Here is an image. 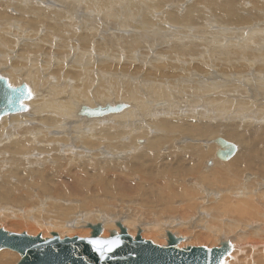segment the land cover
<instances>
[{"label": "bare ground", "instance_id": "1", "mask_svg": "<svg viewBox=\"0 0 264 264\" xmlns=\"http://www.w3.org/2000/svg\"><path fill=\"white\" fill-rule=\"evenodd\" d=\"M182 1L191 2L184 18ZM145 3L124 13L121 0H0V77L29 95L22 111L0 120V221L26 225L29 236L50 226L44 239L90 238L99 225L102 238L121 226L159 246L169 233L179 248L224 240L232 252L223 264H264V0ZM159 23L167 40L153 30ZM192 51H201L199 67ZM183 76L219 90L201 93V105L188 104V92L177 102ZM230 95L243 100L228 107ZM119 104L118 114L78 115ZM220 135L238 148L228 162L207 153L220 149ZM55 155L107 162L90 163L92 174H72L76 187L61 190L44 167L32 169ZM32 185L56 190L41 196ZM243 244L251 248L238 262ZM18 260L0 251V264Z\"/></svg>", "mask_w": 264, "mask_h": 264}, {"label": "water", "instance_id": "2", "mask_svg": "<svg viewBox=\"0 0 264 264\" xmlns=\"http://www.w3.org/2000/svg\"><path fill=\"white\" fill-rule=\"evenodd\" d=\"M29 98L24 86L14 88L7 80L0 77V120L6 115L17 114L24 109L23 102ZM125 105L97 106L93 109L83 107L80 117L101 118L112 113H120ZM219 150L216 157L220 161H229L237 153V146L222 138L216 139ZM90 238L66 237L61 239L53 234L51 239L42 235L29 236L27 233L16 234L0 229V251L7 249L17 252L21 260L17 264H223L232 252L230 242L224 241L220 247L179 248L180 240L168 234L167 246H159L144 240L140 233L133 238L125 228L121 233L109 238H102L101 226H91ZM91 241H115L105 244L100 251Z\"/></svg>", "mask_w": 264, "mask_h": 264}, {"label": "rangeland", "instance_id": "3", "mask_svg": "<svg viewBox=\"0 0 264 264\" xmlns=\"http://www.w3.org/2000/svg\"><path fill=\"white\" fill-rule=\"evenodd\" d=\"M134 1V2H133ZM183 2V1H182ZM181 2V3H182ZM121 3H122V5H124V7L122 8V6L120 7V9H121V11H123L124 13H126V12H132L133 10H137V9H142L143 7H145V5L147 4V3H145V4H141V0H128V2H127V0H121ZM127 3V4H126ZM180 3V2H179ZM180 3V10L179 11H181V16H183V18L187 15V13L185 12L186 11V9H187V7L190 5V3L191 2H189V3H182L181 4ZM132 4H134L133 6H132ZM171 6H175V4L173 3V2H171ZM176 5H177V3H176ZM125 7H127V8H125ZM128 7H129V9H128ZM124 9H125V11H124ZM127 9V10H126ZM172 10V9H171ZM141 20V16L140 15H138L137 16V19H136V23H139V21ZM182 21H183V19H182ZM119 22H121V20L119 21ZM167 23V25H169V23L168 22H166ZM263 27H264V24H263ZM154 31H155V33L157 34V36L158 37H160V41H162L163 39H168L171 35L169 34V29L168 28H166V30L165 29H161V23H159V24H156L155 25V27H154V29H153ZM79 31V30H78ZM208 31L209 32H216L217 31V28L215 27V26H212V27H210V28H208ZM179 30H178V34H179ZM123 35H126V36H128V35H131V34H133V32H131V31H129L128 32V34H126V33H122ZM192 40L194 41V40H196V37H194V38H192ZM200 50H201V48H200ZM193 52V51H192ZM194 54H195V56H196V60H195V62H194V66H196V67H199V62L201 61V51H197V52H193ZM218 77L217 76H212V77H210V79H212V80H215V79H217ZM207 79V78H206ZM206 79H203V80H201V76H198V77H196V76H191V77H185V76H183L181 79H180V81H181V84L182 85H184L183 87H184V91L181 93V95H184V97L183 98H181V97H179L178 96V94H175V97L177 98V102H179V101H182V100H184V101H187V100H189V98H188V95H186V93L188 92L189 93V95H193L191 98H190V100L191 101H189V103L188 104H193V105H195L194 104V102H192V101H195V103H196V105H201V101H205L206 99H204V96L206 95V94H201V93H204V92H207V91H212V90H215V91H218L219 89H217L216 87H209L208 86V84H210L211 83V81H207ZM199 80H201L202 82H204L205 83V86L203 87V88H199L198 86H197V82L199 81ZM223 80H226V78H223ZM239 85V84H238ZM248 87H254L253 86V84L252 83H250V84H248L247 85ZM240 87H242V88H244V90L247 92V93H249L250 91H249V88L248 87H243V86H240ZM228 87H225V88H221V89H227ZM195 95H201V99H198L197 97H194ZM208 95H211V94H208ZM112 96H115V94L114 93H112ZM229 97H231V98H229V100L228 101H225L224 103H227L228 105V107L229 106H232V103H230V102H238L239 100H243V97L241 96V95H239V97L238 96H236L235 97V95H233V96H229ZM233 97V98H232ZM238 97V98H237ZM197 100V101H196ZM176 102V103H177ZM120 103H123V102H120ZM223 103V104H224ZM153 104H154V102H153ZM163 109V108H162ZM164 109H166V108H164ZM80 117V116H79ZM164 118H166V117H170V116H163ZM201 119L199 118V119H197V120H192L191 122H199ZM183 124H181V125H179V124H176L175 126H182ZM210 126L209 127H211V126H213L214 124L213 123H211V124H209ZM250 130H251V128H250ZM191 133L190 134H188L187 136H193V133H192V131H190ZM193 132H195V135L194 136H197V137H200V134H201V132H200V130L199 131H193ZM251 136H252V134H251ZM223 137V139H227V138H225V136H219L218 138H222ZM10 141H7V143H9ZM214 142V141H213ZM215 143V142H214ZM254 144H261L260 142H259V140H258V138L256 137L255 138V141H254ZM215 145L218 147V145L215 143ZM211 146L209 145V149H208V151H207V153L209 154V155H212L213 157H214V159H215V157H216V152L217 151H215V153L214 152H212L211 151ZM218 149H219V147H218ZM218 149H216V150H218ZM213 153H214V155H213ZM262 153L264 154V151H262ZM55 163H52V162H50V161H47L46 162V164H45V162H43L42 163V168H41V164L39 165V164H35V165H28L27 164V166H28V169H31L32 167V169H34L35 167L34 166H36V169H34V170H36V172L37 171H39V172H43L44 170H43V167H44V169H45V174H47L48 175V177H49V179H48V182H50L51 184H54L55 183V185L57 186V188L56 189H61V190H63V189H67V190H73L74 188L73 187H76V185L75 184H73L74 183V176H72V174L73 175H75V177H77V176H83V175H85V174H92L93 172H92V169L90 168L91 167V164L92 165H94V164H100V163H102V162H107L106 160H96V159H88V158H82V159H79V161L77 162V164H76V162H71V161H69L68 159H66L65 157V159H63V156L62 155H55ZM59 158V162H57V160H58V158ZM212 157V158H213ZM90 158V157H89ZM100 158V157H99ZM84 159V160H83ZM87 159V160H86ZM211 158H208V160H210ZM64 161V162H61V161ZM86 160V161H85ZM94 160H95V162H94ZM212 160V159H211ZM68 161V162H67ZM82 161H84V162H82ZM96 161H99V162H96ZM81 162V163H80ZM108 162H110L111 163V161L110 160H108ZM113 162V161H112ZM228 162V161H227ZM56 163H57V165H56ZM91 163V164H90ZM48 164V165H47ZM63 164H65V165H63ZM81 165V167L80 166H78V165ZM82 164H84L85 166H83ZM44 165V166H43ZM66 165H67V168H65L66 167ZM75 165H76V167H75ZM32 166V167H31ZM47 166V167H46ZM79 168H78V167ZM82 166H83V169H82ZM46 167V168H45ZM56 167V168H55ZM62 167H63V169H62ZM87 169H86V168ZM58 168V169H57ZM42 169V170H41ZM57 169V170H56ZM60 169V170H59ZM76 169V170H75ZM77 169H79V170H77ZM41 170V171H40ZM49 171V172H46V171ZM54 170V171H53ZM65 170V171H64ZM80 170H81V174H79L80 173ZM68 171H69V175H68ZM51 172V173H50ZM65 172V173H64ZM74 172V173H73ZM87 172H89V173H87ZM49 173V174H48ZM62 174V175H61ZM76 174H78V175H76ZM51 176H53V177H51ZM72 177V178H71ZM88 177H91V176H88ZM76 179V178H75ZM92 179H95V178H92ZM30 183H31V180L29 181ZM95 184V183H94ZM93 183L92 184H90L91 186L92 185H94ZM64 187V188H63ZM31 188H34V189H38V188H36L34 185H32L31 186ZM55 189V190H56ZM36 190L34 191V193L36 192ZM50 189H47V191L45 190V191H40V190H37V192L36 193H42V195L41 196H43V195H49L50 193H52L53 191H55L54 189H51V191H49ZM49 191V192H48ZM84 192V191H83ZM34 193H32V194H34ZM49 193V194H48ZM51 195H54V193L53 194H51ZM78 199H81V197H77V198H75V200H78ZM102 200L104 201V200H106V198L105 197H103L102 198ZM76 204L78 203V202H75ZM97 206H100L99 205V203H97L96 204ZM96 205H95V207H96ZM82 207V209L81 210H84V208H83V206L82 205H79V207ZM80 210V211H81ZM32 224V223H31ZM11 225L8 223V222H2V221H0V229H4V230H6V231H9V232H13V233H17V234H21V233H27L28 234V228L29 227H27L26 225H21V226H11ZM5 227H6V229H5ZM36 227H38V226H36ZM50 226H48V228H49ZM11 228V229H10ZM40 228V227H39ZM39 228H37L38 230H41V232H43V231H46V232H48V228H46V229H39ZM8 229V230H7ZM15 231V232H14ZM40 232V233H41ZM40 233H37V235H39ZM224 240H221V241H217L216 243H215V247H218V245L221 243V242H223ZM247 244V243H246ZM246 244H243V247H242V250L241 251H238L237 252V261L238 262H241V260L244 258V257H246V255H247V250H249L250 248H244V246L246 245ZM11 252H14V251H11ZM14 253H16L17 255H18V257H19V260L18 261H20L21 259V257H20V255L17 253V252H14ZM243 255H244V257H243ZM243 257V258H242ZM241 258V260H239ZM252 258V257H251ZM18 261H11L9 264H17L18 263ZM229 262V261H228ZM227 263V262H226ZM230 263V262H229ZM255 264V263H254ZM257 264V263H256Z\"/></svg>", "mask_w": 264, "mask_h": 264}, {"label": "snow or ice", "instance_id": "4", "mask_svg": "<svg viewBox=\"0 0 264 264\" xmlns=\"http://www.w3.org/2000/svg\"><path fill=\"white\" fill-rule=\"evenodd\" d=\"M91 243L96 247L97 251H100L101 248L105 245V244H115V241H91Z\"/></svg>", "mask_w": 264, "mask_h": 264}]
</instances>
